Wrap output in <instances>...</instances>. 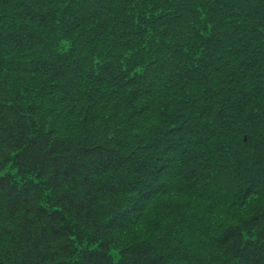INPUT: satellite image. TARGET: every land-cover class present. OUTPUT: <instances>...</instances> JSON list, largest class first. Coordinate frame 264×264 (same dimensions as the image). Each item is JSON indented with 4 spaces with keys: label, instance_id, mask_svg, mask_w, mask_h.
I'll use <instances>...</instances> for the list:
<instances>
[{
    "label": "trees",
    "instance_id": "16d2710c",
    "mask_svg": "<svg viewBox=\"0 0 264 264\" xmlns=\"http://www.w3.org/2000/svg\"><path fill=\"white\" fill-rule=\"evenodd\" d=\"M197 2L0 0V264H264V186L262 200L248 213L235 210L234 220L218 225L207 212L176 200L174 173L156 181L166 167L157 163L163 150L151 141L162 128L145 121L144 113L156 100L135 105L152 90L177 94L176 87L190 78L188 69L198 71L204 61L218 64L251 50L244 66L256 64L264 30L254 26L241 37H230L236 33L229 30L231 22L242 23L235 11L260 15L264 0H213L211 25L202 26L190 16ZM11 5L21 20L17 30L2 26ZM169 7L176 12L161 38L145 39V23L151 17L165 20L159 10ZM75 21L82 24L78 31ZM179 30L183 43L174 39ZM97 33L100 39L93 38ZM104 41L112 44L115 58L101 46ZM170 42L178 51L169 50L175 48ZM121 43L137 45L127 61L119 55ZM212 52L224 58H209L216 57ZM6 53L16 61L12 70ZM259 65L264 67L263 60ZM137 66L143 71L130 77ZM109 101L121 109L104 111ZM129 108L131 115L114 116ZM143 124L155 130L145 134ZM255 128L246 131L249 142L227 147L216 166L210 165L207 186L216 193L206 192L205 200L215 207L237 206L255 194L253 178L263 180L264 126ZM186 132L191 140L199 135L193 128ZM152 181L157 185L148 189ZM145 189L146 204L134 220L139 212L132 202ZM209 193L215 197L206 199Z\"/></svg>",
    "mask_w": 264,
    "mask_h": 264
},
{
    "label": "rangeland",
    "instance_id": "374dc122",
    "mask_svg": "<svg viewBox=\"0 0 264 264\" xmlns=\"http://www.w3.org/2000/svg\"><path fill=\"white\" fill-rule=\"evenodd\" d=\"M197 1L196 6L194 7L193 4L191 7L192 9L195 8L196 13H198V9H202L203 14L201 16L198 15L200 23L195 22L196 25L202 26L206 23H210L211 25L210 20L214 17L216 2H212L213 0ZM172 3L174 4V2ZM60 4L64 5L63 3ZM75 4H77V2ZM262 4L264 5V3ZM209 6H212L213 8L208 9ZM172 8L173 7H169L167 10H165V8H161L159 10L161 14L167 15L165 20H162L160 17H151V19L145 23L149 28V31L146 30L147 36H144L145 39L148 40L149 38L157 37L158 39L161 38V33L159 32L164 31V25L168 23L166 20L172 19L174 17L173 14L176 12ZM10 10L12 12H10ZM63 10L60 11V14L63 13ZM233 10L235 11V9ZM192 11L194 13V10H191L190 16L195 21L197 19L194 17ZM43 12L46 13L44 9ZM235 12L237 13L238 11ZM251 12L252 11L249 10V14L245 15L247 16V20L245 22L242 20V23L240 24L236 21V27L235 23L231 22V29L229 31L233 30L236 34L230 35V33H228L230 37H237L239 34V37H241L244 31L247 33L250 31V28L254 26H258L261 30H264V15H262L264 13L260 11V15H256ZM7 13L8 14L1 18L2 26L7 27V29L10 30L19 29L16 27L21 24V20L12 5L8 7ZM170 13L171 15L169 16ZM208 17H211L210 20ZM201 19H204V21ZM76 27L81 29L82 24L75 21L73 23V28L75 29ZM183 27L186 29L189 26L185 25ZM78 28H76L75 31L80 30ZM175 35L174 39L183 43V41H181V30L176 31ZM68 36L74 37L75 35L70 33ZM93 38L100 39L101 36L97 33ZM75 39L78 40L82 38L77 35L75 36ZM203 41L205 42L207 40L204 38ZM204 42L200 41L199 44L203 45ZM173 44L175 45V48L169 50L178 51V45L175 44V42H170V46ZM121 45L122 51L119 55L124 57V60L127 61L129 56L132 54L131 51H133V47H136L137 45L134 46L133 44V46H131V44H129L128 46H124L122 43ZM138 45L140 46L138 47L139 49L143 46L140 43H138ZM101 46H104V48L106 46L109 52L112 51V44L110 42L104 41V44ZM104 48L100 47V52L104 53ZM160 48L161 47L159 46L158 49L152 50L157 51L160 50ZM53 51L55 52L56 49ZM250 51L248 50V52H246L243 50L235 55L234 58L228 60V57H219V55L212 52L213 55H216V57H212L210 56L211 54H209V58L217 59L219 57L220 59L224 58V60L218 64H213L209 61V64L205 61L203 63H199L197 64L198 71L195 72L192 69H188L191 70V72L187 70L190 72V78L186 79L180 88L176 87L175 91H178L177 94L168 95L166 91H159L157 89L156 91H150L148 96L143 93L142 95L145 97L135 102L136 107L138 106L136 103H138L140 107H143L146 103L145 101H149L151 99L150 102L152 103L154 99L156 100L152 103L154 105H151V107L144 112L149 113L145 116V119L149 120L151 123H156V125L162 128L161 130H155L153 126L149 125L151 132L155 130L152 134L151 145L154 149H158L159 147L163 150L162 152H159L158 156H156L158 160L157 163L160 167H166V172H162L161 175L157 177L156 181L159 182L162 178L170 180L168 173H174L175 177L171 184H176L177 190H173L174 192L172 193V197L176 200L183 201L184 203L188 202L192 204L193 208H196L195 211H197V213L203 214L204 212H207V217L210 218L212 222L214 221L216 225L220 224L222 221L228 222L234 220L233 213L235 210L239 216L248 213L253 206L259 203L260 199L262 200L260 197H263L260 190L263 189L264 178L262 180L257 177L253 178L255 194L242 203L240 201L235 207L231 206V202L221 208L215 207L213 203H209L208 200L203 199L201 196L208 191H211L213 194L216 193L215 188L209 189L207 186L206 178L209 175L210 165H212L211 169L216 166L215 162L217 158H222L221 155L225 152L227 147L249 142L246 134L248 129H254L255 127L259 129L261 126H264V78L261 77V71L264 67L259 65L261 60H263L264 65V43H262V48L259 49L257 47L255 49V54L257 55L256 64L253 66H250L251 64L249 66H244V62L252 57V53ZM112 52L108 53V55L115 58L116 56H114L115 54H112ZM193 52L194 50H191L188 53L191 54ZM204 53L205 52H199L201 57L205 56ZM6 55L8 57L6 64H8L9 69L12 70L16 61L10 58L12 55L8 53H6ZM34 55H37V53ZM106 60V62H112L109 58ZM127 66L128 64L125 67H122L125 74H127L128 69H130V67L127 68ZM142 68L144 67L137 66L136 71L130 72V77H133L135 73L139 75L143 71ZM244 68L246 72H244ZM240 70H243V75H239L240 73L238 72ZM197 81L200 84L202 83L201 86H203V89H200L199 84H196ZM248 82L255 83L256 85L248 86ZM151 83H153L152 80ZM144 90L145 88L142 89V91ZM163 93L165 94L163 95ZM115 104V106H112V102L109 101L108 105H106L107 107H102L104 111L110 107H119L121 109L122 106L119 104L117 105V101ZM129 111L130 113H115L114 116H118L121 120L122 114L131 115V112L134 110H130L129 108ZM138 114L141 113H135V120L139 118ZM113 120L114 119H112V121ZM105 124L106 122L102 121L99 125L104 128ZM191 128L197 130V133H199L195 140H191L189 133L186 132ZM181 139L184 140V144L182 146H180ZM173 161L175 166L171 164ZM165 173L167 175H164ZM176 177L178 178L176 179ZM156 181L150 182L147 188L149 189L150 186H153L154 188V186L157 185ZM148 189L141 190L136 196L135 201L132 202V205L136 206V210L139 212V215H137L136 218L134 217V220H140L141 218L139 217L141 215L140 209L146 204V202L141 201V195L146 196ZM212 193H209L206 199H209V197H215ZM150 207L152 209L156 206L152 204ZM203 208L205 210H202ZM134 213L136 214V212ZM138 224L140 225L139 222L136 223V225Z\"/></svg>",
    "mask_w": 264,
    "mask_h": 264
},
{
    "label": "bare ground",
    "instance_id": "6f19581e",
    "mask_svg": "<svg viewBox=\"0 0 264 264\" xmlns=\"http://www.w3.org/2000/svg\"><path fill=\"white\" fill-rule=\"evenodd\" d=\"M58 9L61 11V10H63L61 7H59L58 6ZM193 10H194V17L196 18V19H199V16L198 15H202L203 14V10L202 9H198L197 10V12H198V14L196 13V10H195V8H193ZM63 13H64V10H63ZM235 14H237V15H234V17L236 18V19H239V20H243L244 22L247 20V18L245 17V16H243L241 13H235ZM198 21V20H197ZM252 28V27H251ZM94 33V31H88L87 32V34H93ZM247 34V33H246ZM245 34V35H246ZM63 38H64V41L66 42V40H67V38H65L64 36H63ZM246 71V70H245ZM262 73H261V77H263L264 78V69L261 71ZM230 81V80H229ZM256 84L255 83H252V82H248V86H255ZM234 86V85H233ZM235 87V86H234ZM220 91H222V90H220ZM217 92H219V91H217ZM145 121H147V119H145ZM140 123H141V121H140ZM143 125H145V128L143 129V133H148V132H151V130H150V128H149V125H147V124H143ZM177 190V189H176ZM201 195V194H200ZM202 196V198L203 199H205V194H203V195H201Z\"/></svg>",
    "mask_w": 264,
    "mask_h": 264
}]
</instances>
